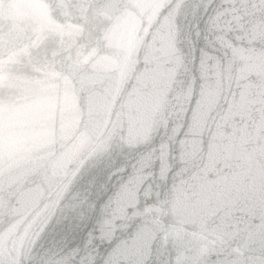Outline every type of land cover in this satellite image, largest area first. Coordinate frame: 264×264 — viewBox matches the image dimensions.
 Returning a JSON list of instances; mask_svg holds the SVG:
<instances>
[{
    "label": "water",
    "instance_id": "1",
    "mask_svg": "<svg viewBox=\"0 0 264 264\" xmlns=\"http://www.w3.org/2000/svg\"><path fill=\"white\" fill-rule=\"evenodd\" d=\"M25 2L42 7L30 17ZM158 34L181 101L154 125L131 98ZM224 50L226 92L204 104L201 59ZM35 73L106 88L110 106L96 145L82 134L74 151L42 148L7 170L0 155V264H264V0H0V97Z\"/></svg>",
    "mask_w": 264,
    "mask_h": 264
},
{
    "label": "clouds",
    "instance_id": "2",
    "mask_svg": "<svg viewBox=\"0 0 264 264\" xmlns=\"http://www.w3.org/2000/svg\"><path fill=\"white\" fill-rule=\"evenodd\" d=\"M20 7L31 17V12L42 6L25 2ZM158 7L156 4L146 5L144 19L147 20ZM33 24L40 26L38 20H33ZM132 40L139 44L143 41V35L133 33ZM149 43L151 47L146 70L139 89L131 99L134 100L137 95L142 96L150 110L153 124L159 125L168 116L178 118L179 109L174 113L172 108L180 104L181 97H169V83L164 69L167 54L171 51V40L158 34ZM157 52L161 58L154 65L152 56ZM231 67L227 50L220 55H205L199 67L202 85L198 100L209 104L210 89L215 91V99L218 100L226 92V87L221 84V77L227 79L226 73ZM156 71L160 78L149 79ZM108 75L116 79L119 77V70L114 68ZM50 83L60 86L49 87ZM130 103L129 99L121 100V114L130 115ZM109 106L108 90L100 86L76 84L74 88H65L59 81L47 80L42 73L33 74L29 80L19 81L11 95L0 97V155L3 157L5 170L10 158H23L42 148L55 150L58 155L74 151L78 146L77 138L82 134L87 137L89 145H96L98 138L93 133L104 123ZM119 135L118 131H114L111 139L115 141ZM103 147L107 150L109 145L105 142ZM9 227V218L6 216L5 223L0 225L5 239L9 235Z\"/></svg>",
    "mask_w": 264,
    "mask_h": 264
}]
</instances>
